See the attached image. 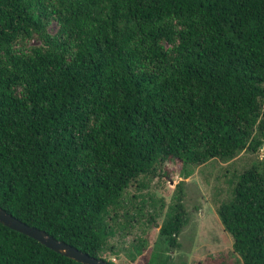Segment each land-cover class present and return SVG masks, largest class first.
<instances>
[{"label": "trees", "instance_id": "1", "mask_svg": "<svg viewBox=\"0 0 264 264\" xmlns=\"http://www.w3.org/2000/svg\"><path fill=\"white\" fill-rule=\"evenodd\" d=\"M259 149L213 200L238 264H264V0H0V207L18 220L101 258L139 175ZM183 183L145 264H179ZM0 264L83 263L0 223Z\"/></svg>", "mask_w": 264, "mask_h": 264}, {"label": "rangeland", "instance_id": "2", "mask_svg": "<svg viewBox=\"0 0 264 264\" xmlns=\"http://www.w3.org/2000/svg\"><path fill=\"white\" fill-rule=\"evenodd\" d=\"M55 30V22L50 21L47 33ZM40 43L39 38L33 37L16 42L13 47L25 51ZM162 45L169 48L166 42ZM261 152L262 149L257 153L244 150L227 163L211 160L195 167L185 178L181 177L177 159L157 164L152 175H139L123 190L119 206L109 212L115 214L111 220L106 219L112 234L100 257L113 264H145L153 246H158V227L174 196L175 184L183 180L187 221L178 236L180 247L168 254L179 264H238L231 252V238L215 214L213 200L227 193L229 180L260 158ZM137 239L143 243L142 252L129 261L125 249Z\"/></svg>", "mask_w": 264, "mask_h": 264}, {"label": "water", "instance_id": "3", "mask_svg": "<svg viewBox=\"0 0 264 264\" xmlns=\"http://www.w3.org/2000/svg\"><path fill=\"white\" fill-rule=\"evenodd\" d=\"M0 223L12 230L18 231L25 234L32 239L36 240L45 247L71 258L77 262L83 264H108L105 260L101 258H96L88 255L85 252L78 250L77 248L69 245L63 241L57 240L36 227L29 226L24 222L18 220L11 214L7 213L4 209L0 207Z\"/></svg>", "mask_w": 264, "mask_h": 264}]
</instances>
